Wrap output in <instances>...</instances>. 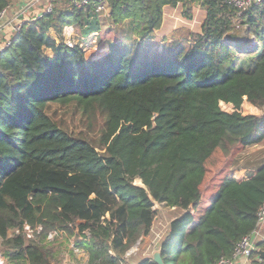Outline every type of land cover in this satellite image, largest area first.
<instances>
[{
  "label": "trees",
  "instance_id": "1",
  "mask_svg": "<svg viewBox=\"0 0 264 264\" xmlns=\"http://www.w3.org/2000/svg\"><path fill=\"white\" fill-rule=\"evenodd\" d=\"M104 1L122 36L98 59L61 40L74 23L85 37L98 30L91 7H56L0 52L3 253L13 264H55L45 241L61 231L86 264H128L157 203L181 210L159 247L164 264L229 259L264 203V163L241 179L230 173L238 152L264 140V2L238 14L220 0ZM11 2L0 0V13ZM177 4L187 19L194 4L206 10L201 34L160 46L162 8ZM240 31L247 37H232ZM70 105L103 118L97 147L52 119L51 106ZM25 224L42 231L26 239Z\"/></svg>",
  "mask_w": 264,
  "mask_h": 264
},
{
  "label": "rangeland",
  "instance_id": "2",
  "mask_svg": "<svg viewBox=\"0 0 264 264\" xmlns=\"http://www.w3.org/2000/svg\"><path fill=\"white\" fill-rule=\"evenodd\" d=\"M30 2V0H28ZM26 1V3L28 2ZM50 1V0H49ZM39 2V1H38ZM43 2V1H41ZM47 2V3H46ZM31 4V3H30ZM51 6L53 9L54 4L50 1H45L44 8H41V11H39L38 15L46 9L47 6ZM53 5V6H52ZM107 9V8H106ZM176 12V11H173ZM104 15L99 18L101 21L100 24H98V30L97 33H94L93 35H90V38L87 40H90V44H88V48L86 49L87 57L92 53L94 50H102L100 49L102 44H105V49L108 48V43L112 42L115 43L118 39L121 38L122 34L120 33L122 29V23H113L112 19H110L109 11H106L103 13ZM37 15V14H36ZM180 16L179 11L177 10L176 19L173 20L174 24L173 27H178L172 29L170 27L168 30H171V32H167V36L163 37L161 34L155 38V41L161 46L163 43H168L169 41H173L174 39L178 40H190L192 39V35H195V31L198 30L196 24H192V28H188L187 26H180L182 22H185L183 19H178ZM15 17V16H14ZM28 18H31L28 17ZM78 28V25L75 26ZM56 32H50L49 35L52 37L56 36ZM232 37H247L245 31L236 32L235 34H231ZM163 37V38H162ZM75 41V40H74ZM69 47L75 46L73 40L69 41ZM187 48V47H186ZM89 49V50H88ZM107 51V50H106ZM95 52V51H94ZM106 53V52H103ZM49 113L52 117V119L65 131L68 133L74 135V136H80L86 140H88L94 147H97V139L99 137L100 132V126L103 123V118L99 115H92L90 117H84L81 115L79 109H77L75 106H65V107H56L51 106ZM221 107V104H220ZM223 109L226 108V112L230 113L232 112V106L229 104H226L225 107H222ZM241 110L249 113V114H255V115H261L260 111L256 108H254L251 105H248L247 103H243L241 106ZM264 163V140L256 145L249 146L238 152L232 160L231 166H230V173L234 174L238 179L243 178L246 176V173L249 171L255 170L257 167H259L261 164ZM136 185H140L139 180H135L134 182ZM138 183V184H137ZM206 200V199H205ZM164 212L160 215V220L162 219ZM166 215V214H165ZM172 218L169 215H166L165 220L159 222L157 221L154 224V229L156 231L161 232L166 227V222ZM169 231V227H168ZM55 233V234H54ZM168 234V233H167ZM14 235V232L10 231L8 234L9 238H12ZM51 237V238H50ZM46 240L45 242L50 243V247L52 249L54 261L52 263L55 264H86L87 260V254L80 248L74 247L75 245V238L72 236H68L66 233L59 232H52L51 236ZM38 238H36L37 240ZM4 245L3 242L0 241V253L4 255ZM143 252V239L139 241L127 254L129 255V259H135L139 263L141 258V253ZM6 258V256L4 255ZM127 257V255H126ZM141 259V260H140ZM7 264H13L6 258ZM26 264V263H23Z\"/></svg>",
  "mask_w": 264,
  "mask_h": 264
},
{
  "label": "crops",
  "instance_id": "3",
  "mask_svg": "<svg viewBox=\"0 0 264 264\" xmlns=\"http://www.w3.org/2000/svg\"><path fill=\"white\" fill-rule=\"evenodd\" d=\"M26 1H28V0H16V1L12 0V2L10 3V5L12 6V10L14 11V6L16 8L20 7L21 5L25 6ZM41 1H43V2H41ZM45 1H48V3H50V1H51L52 4H54V6L52 5L53 9L56 7L59 9H69V6H70L68 0H50V1L49 0H30L31 4H30V6H27L29 8V10L27 12H24L20 17L21 21H23V24L35 22L36 20L40 19V18H38L39 16L47 15V14H43L45 9H44V11H42V13L40 15H38L39 11H41V8L42 9L44 8ZM105 3H106L107 9L105 8L104 13L106 11H109L108 4L106 1H105ZM53 9H52V11H53ZM177 10L180 13V16L178 19L181 18L185 21V22H182L180 26H187V29H188V28H192V24H196L198 30L195 31V35L201 34V27L205 21L206 15H207L206 10L204 8L200 7V5L194 4L190 7V11H189L190 19H187L183 16V13H182L183 12V6L181 4H177L176 7L164 6L162 8V24H161V27L157 31H155V37L159 36V34H161L163 37H166L168 34L167 32H171V30H168L170 27H172V29L178 28V27H173V24H174L173 20L176 19ZM173 11H176V12H173ZM103 15L104 14L95 16L98 24H100V22H101L99 20V18L102 17ZM30 16H31V18H28ZM93 18H94V16H93ZM13 25H14V21H12V22L8 21L7 23H5L3 25L2 30L0 32V46L7 39H9V38L11 39V37H13V35H14ZM77 25H78L77 23H74V24H72L70 26H66L62 29V33H61L62 39L61 40L65 45L68 46L69 41L73 40L75 45L78 44L80 47L83 48V54H84V58L86 60L98 59L102 55L105 54L103 52L108 51V48L105 49V44H102L101 46H99V47H101L100 49L102 50V52L100 50L96 51L93 49V54L91 53L89 55V57H87L86 56L87 52H86L85 48H88V44H90V40H87V39L90 38L91 34L93 35L94 33H97V28H95V30H93L89 34V36L85 37V36H83L82 33H83V31H85L86 28H81L78 25L79 29L77 30V28L75 27ZM51 31L54 32V30H50L49 33ZM49 36L53 40H55L57 43L60 40V37L57 36V34L54 37H52L51 35H49ZM154 210L156 211V217L153 221L150 234L143 238V252L141 253L142 260L143 259H149L150 260L152 253L159 251L160 244L162 243L163 239L165 238V236L168 233V227H169L170 222L181 214V210L178 208H168V207L164 206L163 204H157V203L154 204ZM163 212L166 215L171 216L172 218H170L168 220V222H166V227L161 232H159V231H156L154 229V224L157 221L161 222V221L165 220V218H166L165 214H163L162 219L160 220V215ZM126 255H127L126 260H127L128 264H137L136 263L137 261L135 259H133V258L129 259V255L128 254H126ZM239 262L241 263L243 261H239ZM240 263H238V264H240Z\"/></svg>",
  "mask_w": 264,
  "mask_h": 264
},
{
  "label": "built area",
  "instance_id": "4",
  "mask_svg": "<svg viewBox=\"0 0 264 264\" xmlns=\"http://www.w3.org/2000/svg\"><path fill=\"white\" fill-rule=\"evenodd\" d=\"M16 1V0H14ZM223 4L231 5L238 14L246 11L252 6H257L260 3L264 2V0H220ZM70 7H74L77 9H87L88 7L92 8L91 15L98 16L104 13L106 8V3L104 0H97V2H92V0H68ZM30 6V2L28 1L25 6L21 5L20 7L14 6V11L12 10V6L8 5L1 13H0V32L2 27L8 21H14L13 25V33H17L22 29L23 21H21L20 17L24 12H27ZM52 11L51 6H47L43 14H49ZM15 16V17H14ZM43 15L39 16L41 18ZM12 45L11 39H7L0 46V52L3 49L9 48ZM226 104L221 103V110L226 112L225 107ZM261 113V111H260ZM42 231L40 226H37L34 230L31 229L28 225H24L23 233L26 236V239H34L35 234H39ZM18 233L17 231L15 232ZM55 234V233H54ZM14 236V235H13ZM51 234L48 236V238ZM51 238V237H50ZM1 241V239H0ZM261 253H264V203L259 208L257 212V223L254 231L248 235L243 237L235 246V249L232 253L231 258H221L214 264H238L239 261H243L240 264H253L254 262H263L264 258L261 257ZM0 264H7L6 258L3 254L0 253Z\"/></svg>",
  "mask_w": 264,
  "mask_h": 264
},
{
  "label": "water",
  "instance_id": "5",
  "mask_svg": "<svg viewBox=\"0 0 264 264\" xmlns=\"http://www.w3.org/2000/svg\"><path fill=\"white\" fill-rule=\"evenodd\" d=\"M142 187V184L140 182V185ZM262 258H264V253H261L260 254ZM150 261L153 263V264H164L163 260H162V257H161V254H160V251H156L154 253H152L151 255V258H150Z\"/></svg>",
  "mask_w": 264,
  "mask_h": 264
},
{
  "label": "bare ground",
  "instance_id": "6",
  "mask_svg": "<svg viewBox=\"0 0 264 264\" xmlns=\"http://www.w3.org/2000/svg\"><path fill=\"white\" fill-rule=\"evenodd\" d=\"M138 184V183H137Z\"/></svg>",
  "mask_w": 264,
  "mask_h": 264
}]
</instances>
